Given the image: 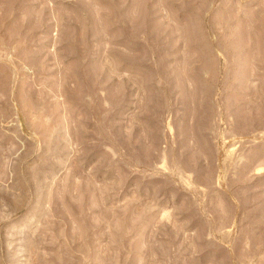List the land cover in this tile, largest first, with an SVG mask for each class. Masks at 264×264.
I'll return each instance as SVG.
<instances>
[{
  "label": "rangeland",
  "instance_id": "obj_1",
  "mask_svg": "<svg viewBox=\"0 0 264 264\" xmlns=\"http://www.w3.org/2000/svg\"><path fill=\"white\" fill-rule=\"evenodd\" d=\"M0 264H264V0H0Z\"/></svg>",
  "mask_w": 264,
  "mask_h": 264
}]
</instances>
